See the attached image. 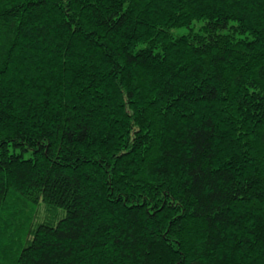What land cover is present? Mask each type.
I'll use <instances>...</instances> for the list:
<instances>
[{
    "label": "trees",
    "instance_id": "16d2710c",
    "mask_svg": "<svg viewBox=\"0 0 264 264\" xmlns=\"http://www.w3.org/2000/svg\"><path fill=\"white\" fill-rule=\"evenodd\" d=\"M0 264H264V0H0Z\"/></svg>",
    "mask_w": 264,
    "mask_h": 264
},
{
    "label": "rangeland",
    "instance_id": "374dc122",
    "mask_svg": "<svg viewBox=\"0 0 264 264\" xmlns=\"http://www.w3.org/2000/svg\"><path fill=\"white\" fill-rule=\"evenodd\" d=\"M198 26H199V24L196 22L194 28H198ZM188 31H189V29H188V28H185V27L176 28V29H173V30H172L174 36H178V35L186 34ZM41 207L43 208V206H41ZM43 209H44V208H43ZM18 216H20V215H18ZM9 223H10V220H9V218H8L7 225H8ZM4 236H5V238L8 239V240H10V241L12 240V237H11V236L8 234V232H7V228H5V230H4ZM2 248H3V247H2ZM3 249H4V248H3Z\"/></svg>",
    "mask_w": 264,
    "mask_h": 264
}]
</instances>
